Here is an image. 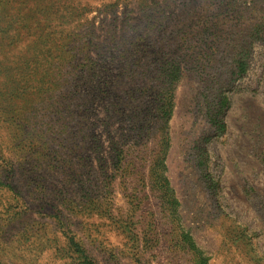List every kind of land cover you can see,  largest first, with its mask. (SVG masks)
Instances as JSON below:
<instances>
[{"label":"rangeland","instance_id":"obj_1","mask_svg":"<svg viewBox=\"0 0 264 264\" xmlns=\"http://www.w3.org/2000/svg\"><path fill=\"white\" fill-rule=\"evenodd\" d=\"M0 264H264V0H0Z\"/></svg>","mask_w":264,"mask_h":264},{"label":"trees","instance_id":"obj_2","mask_svg":"<svg viewBox=\"0 0 264 264\" xmlns=\"http://www.w3.org/2000/svg\"><path fill=\"white\" fill-rule=\"evenodd\" d=\"M169 198L172 200V201L170 202V204H173V203H174V198H172L171 195H169ZM184 235H186V234H184ZM185 240L187 241V243H188V245L190 246V248H191L192 250H195V252H196L197 249H196L195 245L189 240V238L185 236Z\"/></svg>","mask_w":264,"mask_h":264}]
</instances>
